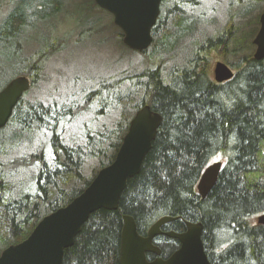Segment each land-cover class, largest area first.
Listing matches in <instances>:
<instances>
[{
    "label": "trees",
    "instance_id": "trees-1",
    "mask_svg": "<svg viewBox=\"0 0 264 264\" xmlns=\"http://www.w3.org/2000/svg\"><path fill=\"white\" fill-rule=\"evenodd\" d=\"M196 1L163 0L162 12L151 29L150 47L134 51L121 42L141 59L130 61L113 79L104 78L93 93L86 94L82 113L94 102L97 118L116 112L117 120L98 131L89 130L79 146L50 141L54 155L50 160L39 159L33 194L10 199L6 195L8 181L0 176V251L25 239L45 214L67 204L89 184L96 174L85 179L86 159L97 158L100 168L111 163L135 111L148 104L163 119L140 171L127 180L117 209L101 208L89 215L73 244L64 250L60 264H119L125 214L134 218L141 235L161 216L177 217L163 226L167 231L181 232L185 221L201 222L210 263L264 264V224L256 221L264 214V58L256 60L252 53H242L230 62L234 76L215 82L212 61L220 57L228 62L224 50L232 38V16L217 35H207L202 42L187 41L196 28L197 18L189 23L191 10L198 6ZM21 23V15L11 16L0 36L14 35ZM117 36L122 40L120 29ZM168 39H173L174 52L169 56L155 54ZM240 46L244 49V40ZM182 47L185 49L180 54ZM170 58L178 59L167 68L165 81L163 64ZM40 70L34 63L28 75L32 86ZM22 103L25 101L14 108L8 126L40 129L46 125L43 120L48 110L56 111L54 105H58L36 100L28 104L33 107L24 109ZM58 117L56 111L55 123ZM217 156L223 158L222 168L202 199L197 182ZM36 160L30 157L22 162L27 165ZM154 243L162 256L179 245L170 238L163 244L154 239ZM151 256L147 253L148 259Z\"/></svg>",
    "mask_w": 264,
    "mask_h": 264
},
{
    "label": "rangeland",
    "instance_id": "rangeland-1",
    "mask_svg": "<svg viewBox=\"0 0 264 264\" xmlns=\"http://www.w3.org/2000/svg\"><path fill=\"white\" fill-rule=\"evenodd\" d=\"M199 1L196 9L191 11L192 18L189 21L192 23L197 18L196 28L187 35V41L202 42L207 35H217L223 30L231 15L232 38L229 47L224 50L228 53V62L217 57L212 64L221 60L231 67L230 62L242 53L253 54L255 46L252 39L259 28V15L264 10V0ZM93 2V0H0V31L11 16H22V23L14 35L8 38L0 36V87L2 88L10 78L23 75L22 72L25 71L28 73L31 71L30 64L37 63V66L41 67L40 76L25 96V100L69 101L77 95V88L95 86L108 76L113 79L116 71L120 72L121 68H127L130 61H139L141 55L131 53L122 46V40L117 36V26L112 25L114 24L112 15ZM173 4L174 1H171L170 5ZM172 40L166 41L156 49L155 54L171 55L174 52L171 47L174 45ZM242 40L244 49L240 48ZM184 49L185 47L179 49L180 54ZM44 53L48 54L38 59L39 55ZM177 59H166L163 64L162 74L165 81L167 68ZM94 89L95 87L91 88ZM80 97L79 103H83L86 94L83 92ZM76 98L79 100V95ZM90 106L91 110L66 125L63 138L67 144H81L86 130L98 131V128H104L117 120L116 112H106L104 116L94 119L98 105L92 102ZM44 140L38 138L33 147L41 144L47 158H50L48 145L44 144L46 138ZM9 150L11 152L9 156L3 157L0 161L3 165L6 157L8 159L5 164L7 173L5 177L7 181L9 180L8 190H11V196L16 197L26 191L33 194L36 165L30 167L27 164L29 166L24 167L26 163H23V160L19 161L18 165L23 166V169L16 172L17 160H14V152L10 148ZM214 161H223V158L217 156L211 162ZM99 168L100 161L97 158L86 159L83 169L85 179H92ZM167 239L163 236L155 238L159 244H163Z\"/></svg>",
    "mask_w": 264,
    "mask_h": 264
},
{
    "label": "water",
    "instance_id": "water-1",
    "mask_svg": "<svg viewBox=\"0 0 264 264\" xmlns=\"http://www.w3.org/2000/svg\"><path fill=\"white\" fill-rule=\"evenodd\" d=\"M94 2L112 15L114 25L123 34L122 43L126 47L139 51L151 45V29L160 13L162 0ZM252 43L255 46L253 58L263 59L264 10L259 15V28ZM212 74L215 82L222 83L230 80L234 71L225 62L218 60L213 65ZM29 88V78L19 75L0 89V129L7 124L15 105ZM162 119V115L150 105H141L131 118L112 162L99 169L89 184L67 204L43 216L25 239L5 247L0 252V264H60L64 250L73 244L90 214L101 208H118L127 180L140 171ZM221 168L222 162L214 161L203 170L196 185L202 199L215 185ZM176 218L161 216L145 235H141L134 218L123 215L119 264H211L202 241L201 222L185 221V230L181 232L161 230L162 225ZM256 221L264 224V214L257 216ZM160 234L179 241V247L166 259L160 256L161 248L153 243L154 238ZM147 253L153 254L155 258L148 260Z\"/></svg>",
    "mask_w": 264,
    "mask_h": 264
},
{
    "label": "flooded vegetation",
    "instance_id": "flooded-vegetation-1",
    "mask_svg": "<svg viewBox=\"0 0 264 264\" xmlns=\"http://www.w3.org/2000/svg\"><path fill=\"white\" fill-rule=\"evenodd\" d=\"M196 3H198V5H199L200 1L198 0V1H196ZM195 9L196 8L192 9L191 11H194ZM161 12L162 11H161V8H160V13H159L158 16H160ZM30 69H31V71H33V63L30 64ZM31 71H29L27 73V75H25V76L29 78L30 87L32 88L31 78L28 76V75H30ZM98 82H100V81H98ZM92 87H95V89H96L97 83L95 84V86L91 85L89 88H85V89L77 88L78 89L77 95H79V98H80L79 100H77V98H76L77 95H74L75 93H73L74 96L69 101L68 100L67 101H63V100H60V99L45 101V102H48V103L49 102L50 103L56 102V104L58 103V105H56V106L54 105L55 110L57 111L58 116H59L58 120H57V123H55L54 122L55 120L53 119L56 116V111H52L51 112L50 110H48V112L45 115V119L43 120V122H45L46 125H44V127L40 128V129H38V128L37 129H33V127H31V128H25V127L24 128H20L18 125H16V127H12V126H8V122H9L8 121L7 124L3 128L0 129V132H2L0 134V159H2L5 156H9L10 150L8 151V149L10 148L11 151L14 152V154H15L14 160H17V163H15V166H16V170L15 171L18 172L21 169H23V166L21 167L20 164L18 165V163H19V161H22L24 159H27V158H30V157L37 158L38 160H36L34 163L29 164L30 167L32 165H36V168H38L39 159L45 158L47 160H50V158H52V156L54 155V150H53L52 144L50 143V141H52L53 139L57 141L58 145L64 144V145H66L68 147L79 146L80 144H74V145L67 144L65 142L64 138H63V135H64V132H65V129H66V125L68 123H70L71 121H73L76 118L81 117V115L86 113L88 110H91V106H90L89 108H87L82 113L81 112V109H82L81 108V103H79V101L81 102L80 94H82L83 92H84V94L93 93V90H91ZM31 88H29V90L25 91L23 93V95L21 96V98L19 99V101H18V103L20 101L21 102L26 101L25 103H22V105H20L24 109H27L29 107H33L32 105H28V104H30L29 102H31V101L25 100V96L30 92ZM95 104H97V103H95ZM16 105H15V107H16ZM47 105L48 104H46V106ZM60 108H63V110H61ZM94 119H98L97 116H95ZM50 122H52V124L48 125ZM49 128H53L54 131L51 132L49 130ZM89 130L85 131L84 136L86 135V133ZM38 138L39 139L42 138L43 140H44V138H46V142L44 144L48 145L47 147L49 148L50 154H51L50 158H47L46 151H45L44 147L41 144L39 146H34L33 147V145L35 144V141ZM7 161H8L7 157H6L5 161H3V165H2V163L0 161V176H2L4 178V180L7 179L5 177V175L7 176V173L5 172V164L7 163ZM20 163L23 164L22 162H20ZM29 165H26L24 167H28ZM25 193L28 194V193H31V192H27L26 191V192H22L20 194H25ZM6 195L8 197H10V199H16L19 196V195L16 196V197L11 196V190L8 191L6 193ZM163 226L161 227V230L163 232H166L167 230H165ZM184 230H185V228H184ZM158 236L166 237L164 234H160ZM175 250H173L172 252H170L166 256H162V254L160 256L163 259H166ZM154 258H155V256L153 255V256H151V258L149 260H152Z\"/></svg>",
    "mask_w": 264,
    "mask_h": 264
},
{
    "label": "bare ground",
    "instance_id": "bare-ground-1",
    "mask_svg": "<svg viewBox=\"0 0 264 264\" xmlns=\"http://www.w3.org/2000/svg\"><path fill=\"white\" fill-rule=\"evenodd\" d=\"M221 261V260H220ZM212 264V263H211Z\"/></svg>",
    "mask_w": 264,
    "mask_h": 264
}]
</instances>
